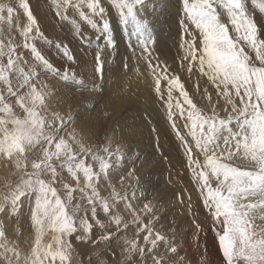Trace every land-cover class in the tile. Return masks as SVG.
I'll list each match as a JSON object with an SVG mask.
<instances>
[{
  "label": "snow or ice",
  "instance_id": "obj_1",
  "mask_svg": "<svg viewBox=\"0 0 264 264\" xmlns=\"http://www.w3.org/2000/svg\"><path fill=\"white\" fill-rule=\"evenodd\" d=\"M251 3L264 14V0ZM146 5L148 0H52L58 20L69 25L85 47L96 49L94 83L89 86L67 67H55L38 47L41 41L52 48L53 41L45 36L28 0H19L18 4L26 17L23 26L17 9L0 3V23L7 24L8 33L6 42L0 39V160L11 169L4 185L8 193L0 198V214L19 216L27 202L35 229L30 250L25 253L15 241L9 242L0 218V264H73L77 255L73 236L80 244L103 245L96 256L111 253L113 264H189L176 242L175 219L168 229L172 233L169 237L155 227L161 207L151 200L142 207L134 204L144 192L136 170V161L141 157H129L120 144L113 148L111 136L94 150L72 127L75 117L71 112L61 115L49 109L54 93L42 77L55 78L66 88L102 94L104 56L116 51L109 6L127 34L133 60L148 65V87L161 102L165 129L174 133L177 147L186 158L198 198L211 217L223 264H264L261 29L248 14L246 0H183L180 73H185L188 81L196 75L206 78V85L211 86L212 91L207 86L200 90L197 82V91L208 104L201 109L181 75L153 55L154 32L143 16ZM83 26L96 33L95 39L85 34ZM14 28L22 44L14 42ZM54 47L67 61L77 62L67 44L55 43ZM24 50L30 55L25 56ZM122 68L129 69L127 58ZM134 71L141 75L138 68ZM128 92L125 81L118 95L126 97ZM85 104L91 105V101ZM111 115L110 111L103 112L105 119ZM152 132L156 134L160 158L168 161L160 144V130L153 127ZM128 164L132 166L125 173ZM63 171L74 183L65 180ZM111 174L119 175L122 190L109 183L111 191L103 196L101 180L109 181ZM57 184L62 186L63 194ZM179 203L185 205L184 199ZM185 210L198 239L203 229L196 220L190 195ZM124 212L130 220L125 219ZM100 213L107 224L98 218ZM130 226H135L131 237L126 234ZM94 229H99L98 236ZM49 233L51 239L45 242ZM200 264L209 262L202 259Z\"/></svg>",
  "mask_w": 264,
  "mask_h": 264
},
{
  "label": "bare ground",
  "instance_id": "obj_2",
  "mask_svg": "<svg viewBox=\"0 0 264 264\" xmlns=\"http://www.w3.org/2000/svg\"><path fill=\"white\" fill-rule=\"evenodd\" d=\"M16 1L17 0H15V2ZM28 1L31 3L30 5L33 6L34 2L37 0ZM145 9L147 13H143L144 17L147 16L150 18L153 32L154 30L158 31V33H155L156 31L154 32L155 44L153 55L158 56L161 62H166L167 65H170L172 70L181 75V80L185 83V87L189 91L190 96L194 98V95L197 94L198 97L196 96L197 98H194V100L198 107L201 109L207 108L208 104L205 103V99H202L197 91V82L199 83V89L203 90L206 86V78H200L196 75L191 81H188L186 79V74L180 73V61L178 57L182 53L179 48L181 39L179 31L182 29L177 26L180 25V20L183 18V0H148V5L145 6ZM109 11V15H111L112 18L114 15L117 16L112 9ZM60 24L64 31L71 30L70 26L66 23L60 22ZM111 27L112 36L116 42V51L112 55H108L106 52L104 56L105 66L102 94L86 90L78 91L75 87L66 88L65 84L62 88L54 85L56 96L54 98L55 105L53 108L55 112H59L61 115H66L69 112L74 115L75 123L72 127L76 129V132L80 136L87 138L84 139V142L85 140H93L94 142L97 135L101 134V132L98 131L101 115L99 114L98 117L95 113L98 112L103 114L104 111H110L112 113L109 123L110 133L107 136L112 137V147L114 144H120L129 157L134 159L137 154L141 157L140 160L136 161V170L137 174L142 178L141 182L144 192L140 199H138V203L141 202L143 198H147V201L151 200L153 203L157 200L159 201L157 206L162 208L158 213L160 216L159 221L167 225V235L169 237L172 236V233L168 231V229L173 226L172 221L175 219V228L177 230L176 242L180 246V254L185 256L190 264H197L195 263V258L192 257L196 254L198 249L195 245L197 234L192 218L185 210L189 195L191 196V202L193 204V212L197 214L196 220L203 229V231L198 234V238L199 235L204 232V228L208 227V225H212L211 217L207 214L203 206L199 205V193L196 186L190 181L191 173L185 172L188 171L186 167V158L183 155L182 149L177 147L179 142L176 141L175 135L170 132V129H165L161 102L157 100L155 94L150 91L148 87V84L151 82V77L148 74V65L143 60H133L132 54L127 47V34L119 25L118 18L111 19ZM102 40L103 39H101L100 42H102ZM94 53L95 52H93V54ZM80 56L82 57H80L78 61H80V63L82 61L85 62L84 66L73 71L77 79L91 86L94 83V70L92 68L94 61H90L89 56ZM138 56L139 50H137V57ZM125 58H127L129 64V69L127 71L122 68V63ZM137 68L141 75H137L136 71H134V69ZM80 73H82V75ZM84 74L85 77H83ZM125 81H127L129 87L128 95L126 97L119 96L118 93L121 92ZM46 83L51 84L54 83V81L51 80L49 82L46 80ZM209 89L211 90V86ZM89 100L91 101V105H86L85 101ZM149 120L151 123H149ZM153 127L160 130V144L162 145L164 154L169 157L168 161L161 159L157 152L156 134L152 132ZM69 131H71V128H69ZM165 131L169 134L165 135ZM95 134L97 135L95 136ZM116 139H118V142H115ZM86 143L88 142H85V144ZM105 143L106 141L96 146L94 150L102 147ZM5 163L6 162L3 160L0 162V176L2 177L8 176V173L6 174V166L8 165L5 166ZM131 166V164H128L126 168L128 169ZM124 172L126 173L127 171ZM110 178L115 182L116 187L119 188V175L111 174ZM170 179L172 181L171 184L168 183ZM182 179L186 184H184L186 186L185 190L179 188V183ZM7 193L8 190L2 194V197ZM181 198L184 199L185 205H180L177 200ZM4 230L11 243L12 241L10 238L14 237L13 232L15 229L7 223L4 224ZM18 238L19 240H23L25 235H23V237L18 235ZM19 243L20 242L17 244L20 247ZM20 249L23 251L24 245L22 248L20 247ZM213 255L212 257L206 256L207 260H209V264H217L213 261Z\"/></svg>",
  "mask_w": 264,
  "mask_h": 264
},
{
  "label": "rangeland",
  "instance_id": "obj_3",
  "mask_svg": "<svg viewBox=\"0 0 264 264\" xmlns=\"http://www.w3.org/2000/svg\"><path fill=\"white\" fill-rule=\"evenodd\" d=\"M0 3L11 4L12 6L15 5L14 7L17 9V13L20 15L19 16L20 17V20H19L20 25L23 26V24L26 23V17H24V14H22L23 10L19 9V7H18L19 0H17L16 2H15V0H0ZM28 3L31 4L29 1H28ZM34 4H33V6L30 5V8L33 11V14L37 17L38 21L40 22L42 31L44 32L45 36L48 39L53 41V47L49 48L48 45L44 44L41 41H38L37 44H38V47L41 49V51L46 55L47 58L50 59V61L54 64L55 67H57V68H59L61 70H64L65 67H67L71 71L78 70L81 67H83L84 63H85L83 61L81 63H80V61H78L80 59V57H82L80 55L89 56L90 61H94V54L95 53L93 54V52H95L96 49L94 47L91 48V49L85 47L82 44V42L75 36V34L73 33L72 30H68V31L65 30L64 31L62 29V27H61L62 25L60 24V21L54 15L55 11L53 9L51 0H44V1L43 0L42 1L41 0H37V1L34 2ZM50 6H52V7H50ZM246 7L248 9V14L250 16L254 17L255 22L257 23V25L261 29V33H260L261 36L264 37V14H262L257 8H255L252 5L251 0H246ZM50 8H52V9H50ZM110 9H111V7L109 6V10ZM109 10H108V15L110 14ZM145 11H147V10L144 8V13H147ZM109 16H110L111 19H116L117 18V16H115V15L113 16V18H112L111 15H109ZM224 16L225 15H223L222 18L224 19L225 22H227V16H225L226 18ZM145 17L150 21L149 17H147V16H145ZM50 20H52L53 22L50 21ZM49 22H50V24H49ZM15 23H16V21L14 19V25H15ZM86 27L83 26V31L85 32V34L87 36L91 37L92 39L93 38L95 39L96 33L94 31L90 30L88 27L87 28ZM177 27L181 28V25H178ZM0 29L4 31V35L0 36V39H4L5 42H6L7 41V36H8V33L6 31L7 30V24L6 23H0ZM155 31L156 30H154V32ZM155 33H158V31H156ZM181 33H182V30L179 31L180 35H181ZM11 36H12V38H13V40H14V42L16 44H22L23 43L22 37H20L19 31L17 29L14 28V31L11 33ZM101 39H103V38H101ZM54 41H56V42H54ZM67 41L68 42L71 41V42L68 43ZM58 42L62 43V44H67V45L69 44L68 46H70L69 48L72 51L73 55L76 54L75 58H76L77 62L75 64H73L70 61H67L66 58H63L62 53H59V51L55 49L54 45H55V43H58ZM77 43H79V44H77ZM75 44L80 45V46L76 45L79 49L76 46H74ZM24 54H25V56H29L30 55L27 50H24ZM80 74L82 75V73H80ZM83 77H85V74L83 75ZM88 78H90V77H88ZM42 79L44 80L45 83H46V80H48L49 82L51 80L54 81V83H51V84H48V85L53 90V93H54L53 98H51V100L49 102V109H50V112H55V109L53 108L54 105H55V102H54L55 99L54 98L56 96L55 95V90H54V85L55 86H60L62 88L64 83L61 82V81H58V80H56L55 78H52V77H42ZM207 87H210V86L208 85ZM210 91H212V89ZM196 96H197V94L194 95V98L198 97V96L197 97ZM205 103H207L206 99H205ZM17 111L19 112L20 110L17 108ZM99 114L101 116H100V119H99V125L100 126H99L98 131H100L101 134L100 135L95 134V136L97 135V137L94 140V142H93V140H89V141L85 140V142H88V143H86V145L89 144V146H91L93 149L96 148V146H99V145L103 144L106 141V137L110 133L109 123H110L111 117L105 119L103 117V114L98 113V112L95 113V115L98 116V117H99ZM92 136H93V134H92ZM99 136H100V138H99ZM83 139H87V138L83 137ZM117 140L118 139H116L115 142H118ZM115 145H117V144H114L113 148L116 147ZM0 162H1V160H0ZM6 165L7 164L5 163V166ZM10 170H11L10 166L9 165L6 166V174L8 173L7 177H9ZM127 170L128 169L125 167L124 171H127ZM185 172L190 173L189 170L185 171ZM62 175L64 176V178H65V180L67 182L74 183L71 180V178L68 176L66 171H63ZM7 177L0 176V198H2V194L3 193L7 192V189L4 186ZM11 179L13 181H15L16 177L13 176V177H11ZM110 179L111 178H109V181L101 180V195H103V196H108L109 192L111 191V189L108 187L109 183H111L113 186L116 187L115 182H113L112 179L111 180ZM190 181H192V180H190ZM126 183L127 182H125V184ZM184 184H185V182L182 179L180 181V183H179V188L181 190H185L186 189V186H185L186 184L185 185ZM57 187H58V189H61V194H63L62 186L60 184H57ZM116 189L118 191L122 190L120 179H119V188L116 187ZM177 200L180 201V199H177ZM145 202H147V198H143L142 201L139 202V203H138V200H136V201H134V204L137 207H142L143 203H145ZM154 203L157 205L159 203V201L157 200ZM180 205H182V204H180ZM199 205L202 206V202L199 201ZM122 215L125 216L126 220H130L131 219V216L128 215L126 212L122 213ZM0 218H2L4 224L9 223V225L13 229H15L14 232H13L14 237L10 238V240L12 242L15 241L16 243L20 242L19 244H20L21 248L24 245V250L22 252H25V253L28 252L30 250V246H31V244H32V242L34 240V236H35V229L33 228L32 223H31L30 208L28 207V203L25 202L24 206L20 210L19 216L15 215V214H12L11 216H3V214H0ZM89 218H90V213H89ZM98 218L101 219V220H104V222L106 224L108 223V220L103 216L102 213L99 214ZM144 222L146 223L147 220H145ZM161 225H163V227H161ZM112 227L114 228V225H112ZM155 227H156V229L164 232L167 235V231H166L167 230V225L166 224H164L161 221H158L155 224ZM94 233H95L96 236H98L100 234L99 229H94ZM22 234L25 235V238L23 240H19L18 235H21L23 237ZM126 234L129 237L134 235L135 234V226H130V228L127 231ZM50 239H51V234L50 233L45 235V237H44V241L45 242H49ZM71 239H72V242H73L74 246L77 249V255H74L73 264H78V261H82V264H89V257H91V264H101V261H103L104 264H113L111 253H102L99 257L96 256V253L100 252L103 249V245H97L96 247H91V246L86 245V244L78 243L75 240L74 236ZM195 245H196V247H198V249L196 251V254H194L192 256L196 260L195 263L200 264V261L202 259H207L206 256H211L212 257V255L214 254L213 255V261H215L217 264H223V258H222V255H221L220 251H219L218 241L216 239V236H215V233L213 231L212 225H208V227L204 228V232L201 235H199L198 239L197 238L195 239ZM113 251L119 252V249H113ZM215 255H216V257H215Z\"/></svg>",
  "mask_w": 264,
  "mask_h": 264
}]
</instances>
